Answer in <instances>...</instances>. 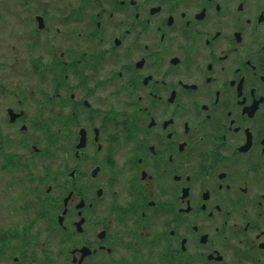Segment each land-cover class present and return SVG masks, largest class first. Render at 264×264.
Listing matches in <instances>:
<instances>
[{
    "label": "flooded vegetation",
    "instance_id": "obj_1",
    "mask_svg": "<svg viewBox=\"0 0 264 264\" xmlns=\"http://www.w3.org/2000/svg\"><path fill=\"white\" fill-rule=\"evenodd\" d=\"M15 17L0 173L25 237L0 239V264H264V0H21Z\"/></svg>",
    "mask_w": 264,
    "mask_h": 264
},
{
    "label": "rangeland",
    "instance_id": "obj_2",
    "mask_svg": "<svg viewBox=\"0 0 264 264\" xmlns=\"http://www.w3.org/2000/svg\"><path fill=\"white\" fill-rule=\"evenodd\" d=\"M7 10L8 12H4ZM21 14V0H0V15L9 16L7 23L0 22V39L7 33L14 37L23 31L22 26H17L16 17ZM15 17V18H13ZM20 25V23H18ZM13 42L15 39H10ZM4 174V173H3ZM20 188L12 187L9 178H2L0 173V239L2 242H18L24 238L23 224L25 215L21 214L16 207L21 205L20 201L13 200ZM25 228V227H24ZM25 234V233H24ZM3 238H5L3 240Z\"/></svg>",
    "mask_w": 264,
    "mask_h": 264
}]
</instances>
